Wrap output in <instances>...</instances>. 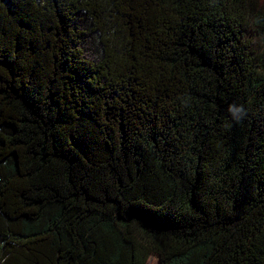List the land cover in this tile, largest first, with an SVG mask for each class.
Listing matches in <instances>:
<instances>
[{"label": "trees", "instance_id": "obj_1", "mask_svg": "<svg viewBox=\"0 0 264 264\" xmlns=\"http://www.w3.org/2000/svg\"><path fill=\"white\" fill-rule=\"evenodd\" d=\"M151 257L264 264V0H0V264Z\"/></svg>", "mask_w": 264, "mask_h": 264}, {"label": "clouds", "instance_id": "obj_2", "mask_svg": "<svg viewBox=\"0 0 264 264\" xmlns=\"http://www.w3.org/2000/svg\"><path fill=\"white\" fill-rule=\"evenodd\" d=\"M229 113L232 114V116L234 118H242L243 114H244V109L243 107H240V108H236L234 106H229V109H228Z\"/></svg>", "mask_w": 264, "mask_h": 264}, {"label": "rangeland", "instance_id": "obj_3", "mask_svg": "<svg viewBox=\"0 0 264 264\" xmlns=\"http://www.w3.org/2000/svg\"><path fill=\"white\" fill-rule=\"evenodd\" d=\"M148 264H159V263H158V260L155 257H151L149 259Z\"/></svg>", "mask_w": 264, "mask_h": 264}]
</instances>
